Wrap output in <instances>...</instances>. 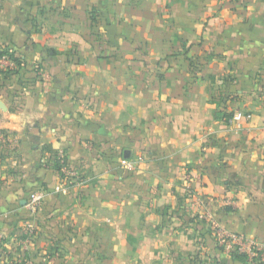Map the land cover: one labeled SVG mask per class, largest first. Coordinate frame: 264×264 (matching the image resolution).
Here are the masks:
<instances>
[{"label":"crops","instance_id":"1","mask_svg":"<svg viewBox=\"0 0 264 264\" xmlns=\"http://www.w3.org/2000/svg\"><path fill=\"white\" fill-rule=\"evenodd\" d=\"M9 49L0 264H249L211 223L264 240V0H0Z\"/></svg>","mask_w":264,"mask_h":264},{"label":"built area","instance_id":"2","mask_svg":"<svg viewBox=\"0 0 264 264\" xmlns=\"http://www.w3.org/2000/svg\"><path fill=\"white\" fill-rule=\"evenodd\" d=\"M25 64V59L21 54L12 50H5L0 53V74L7 71L17 70L20 65ZM253 118L251 112L244 110H236L229 120V124L236 130L241 129L240 125L245 121H250ZM62 158V156L60 157ZM128 169H134L137 162L136 160H127L124 162ZM63 177L55 187V191L67 193L74 184L75 179H79V174L66 167H63ZM82 181V180H81ZM82 183V182H80ZM51 191L48 188H37L32 190L26 200L25 206L27 207V217L23 221L24 232L20 236L21 243L25 248L32 244L34 238L38 235L37 217L43 204L46 202ZM201 196H196L198 204H202ZM201 218H206L204 214L200 215ZM214 238L219 247L226 253H239L245 254L249 264H264V240L256 237L247 236L243 233L232 231L228 228L221 227L216 223H211ZM4 234L0 232V241L4 239ZM45 262H51L48 256L44 259ZM28 264H39L31 261Z\"/></svg>","mask_w":264,"mask_h":264},{"label":"trees","instance_id":"3","mask_svg":"<svg viewBox=\"0 0 264 264\" xmlns=\"http://www.w3.org/2000/svg\"><path fill=\"white\" fill-rule=\"evenodd\" d=\"M0 53H2V50L0 51ZM11 73H12L11 71H10V72L7 71V72H5V73H3V74H0V75L6 77V76L10 75ZM232 115H233V114H229V115L227 116V121H228V122H229L230 118L232 117ZM57 168L60 169V166L58 165ZM231 255H232V259H233L234 261H242V262H245V263H246V261L248 262L247 256H246L245 254L231 253Z\"/></svg>","mask_w":264,"mask_h":264},{"label":"water","instance_id":"4","mask_svg":"<svg viewBox=\"0 0 264 264\" xmlns=\"http://www.w3.org/2000/svg\"><path fill=\"white\" fill-rule=\"evenodd\" d=\"M0 108L5 109L4 103L0 101ZM26 203V200H24V204Z\"/></svg>","mask_w":264,"mask_h":264}]
</instances>
